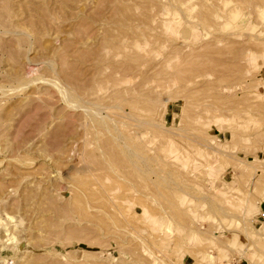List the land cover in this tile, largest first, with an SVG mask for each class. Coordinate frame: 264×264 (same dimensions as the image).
Here are the masks:
<instances>
[{
  "label": "rangeland",
  "instance_id": "1",
  "mask_svg": "<svg viewBox=\"0 0 264 264\" xmlns=\"http://www.w3.org/2000/svg\"><path fill=\"white\" fill-rule=\"evenodd\" d=\"M263 129L264 0H0V264H264Z\"/></svg>",
  "mask_w": 264,
  "mask_h": 264
},
{
  "label": "crops",
  "instance_id": "2",
  "mask_svg": "<svg viewBox=\"0 0 264 264\" xmlns=\"http://www.w3.org/2000/svg\"><path fill=\"white\" fill-rule=\"evenodd\" d=\"M259 136H260L261 140L264 141V129H263L262 132L259 134ZM257 154H258V157H260V158H264V142H263V144L261 145L260 150L257 151ZM255 215H256L259 219H260L261 217H263V219L261 218V221L264 222V206H260V207H259V212H258L257 214H255ZM254 238H256V237H254ZM260 242H262V243H263L262 246H264V239H261ZM234 243H235L234 240H232V242H231V243H228L227 245H229L230 247H232V246L234 245ZM263 248H264V247H263ZM244 263L247 264L245 260H244ZM248 263H249V262H248ZM250 264H252V262H251Z\"/></svg>",
  "mask_w": 264,
  "mask_h": 264
},
{
  "label": "bare ground",
  "instance_id": "3",
  "mask_svg": "<svg viewBox=\"0 0 264 264\" xmlns=\"http://www.w3.org/2000/svg\"><path fill=\"white\" fill-rule=\"evenodd\" d=\"M67 95H70V94L67 93ZM67 98H68V101H71V100H69V99H70L69 97H67ZM72 99H73V98H72ZM73 101L75 102V100H73ZM76 102H77V101H76ZM76 102H75L74 104H77V105L79 106L78 102H77V103H76ZM70 103H71V105L73 104L72 102H70ZM88 105H89V104H88ZM73 106H74V105H73ZM73 106H72V107H73ZM82 106H83V105H82ZM92 106H93V105H92ZM86 107H87V106H86ZM93 107H94V106H93ZM95 108H96V107H95ZM97 109H98V108H97ZM83 111H85V110H83ZM86 111H87V112H86ZM86 111H85L86 114L92 113L93 115H91V116H94V115L98 114V112H99V111L96 112V111L94 110V111L96 112V114H95L94 111H90V109L88 110V108H86ZM88 112H89V113H88ZM100 115H101V114H100ZM98 117H99V116H98ZM108 131H109V130H108Z\"/></svg>",
  "mask_w": 264,
  "mask_h": 264
},
{
  "label": "built area",
  "instance_id": "4",
  "mask_svg": "<svg viewBox=\"0 0 264 264\" xmlns=\"http://www.w3.org/2000/svg\"><path fill=\"white\" fill-rule=\"evenodd\" d=\"M263 219V217H261Z\"/></svg>",
  "mask_w": 264,
  "mask_h": 264
}]
</instances>
